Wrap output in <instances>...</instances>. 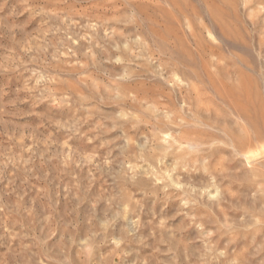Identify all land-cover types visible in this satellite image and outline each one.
<instances>
[{
	"label": "rangeland",
	"instance_id": "1",
	"mask_svg": "<svg viewBox=\"0 0 264 264\" xmlns=\"http://www.w3.org/2000/svg\"><path fill=\"white\" fill-rule=\"evenodd\" d=\"M0 264H264V0H0Z\"/></svg>",
	"mask_w": 264,
	"mask_h": 264
}]
</instances>
